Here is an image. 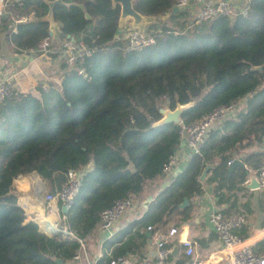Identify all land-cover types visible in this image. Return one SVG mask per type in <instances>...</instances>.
I'll return each mask as SVG.
<instances>
[{"label":"trees","instance_id":"trees-1","mask_svg":"<svg viewBox=\"0 0 264 264\" xmlns=\"http://www.w3.org/2000/svg\"><path fill=\"white\" fill-rule=\"evenodd\" d=\"M174 1H132L136 12L154 17L142 27L153 42L139 50H126L123 32L114 37L119 7L110 0H63L82 8L52 7L56 38L63 42L72 37L87 54L72 64L60 57L56 83L38 81L32 91L12 87L0 100V264L72 259L102 210L127 195L138 198L145 185L163 176V165L181 141V124L239 101L243 105L235 116L206 131L197 152L187 155L142 213L103 240L95 264L142 256L147 227L152 233L190 220V201L202 193L198 177L206 164L212 167L204 182L211 186L216 209L244 218L234 233L243 240L249 236L250 202L255 196L264 226V193L244 188L248 169L264 164V151L251 150L264 137V0H242L243 15L200 23H193L186 11L172 12ZM12 10L17 17L29 12L33 17L16 23L15 31L9 16L0 17V34L14 54L35 50L49 37L43 19L47 5L42 0H21ZM186 103L191 106L181 113L179 124L153 126L160 107L173 109ZM235 156L242 165L228 171L227 162ZM69 170H81V176L60 226L67 233L47 236L36 222L26 219L13 181L35 172L54 194ZM183 199L188 204L180 209ZM208 238L214 240L216 234ZM251 250L264 253V238ZM181 262L177 258L173 264Z\"/></svg>","mask_w":264,"mask_h":264},{"label":"built area","instance_id":"built-area-1","mask_svg":"<svg viewBox=\"0 0 264 264\" xmlns=\"http://www.w3.org/2000/svg\"><path fill=\"white\" fill-rule=\"evenodd\" d=\"M21 0H0V17L8 15L11 17V9L15 7ZM193 6L192 14L193 23H200L217 17L231 18L236 14H244L246 6L244 2L238 3L234 0H175L173 6L177 10L186 11L187 8ZM176 10V11H177ZM33 17V13H29ZM30 17L20 16L18 22H23ZM11 31H15L12 27ZM123 37L127 40L126 50H139L153 42L152 37L148 36L140 28H130L124 32ZM49 37L43 39L35 50L22 51L21 53L37 54L50 52ZM60 53L66 59L68 64H72L76 60H81L82 56L87 54L80 43L76 42L72 37H67L62 42ZM11 85L6 80H0V100L11 92ZM239 106L237 102L227 105H220L211 110L208 114L201 116L187 124H181L179 135L184 140L187 152L194 153L200 143L203 141L206 131L219 123L222 120L233 118L237 113ZM180 123V122H179ZM232 160L227 162V165ZM179 161L175 154L169 156L167 162L162 167L163 174H169L174 170H178ZM257 189L264 193V164L256 169ZM81 170H69L66 173L65 180L61 184L58 191L54 194L47 193L43 199L48 211H59L60 206L69 208L74 196L79 188V179ZM57 201V206H51ZM56 203V204H57ZM134 196L127 195L117 200L110 208L102 210L98 215L96 228L101 233L110 234L113 224L125 212L131 209L134 205ZM62 215V219L63 214ZM208 222L216 234V237L221 246L226 250L225 253L212 256L207 264H264V253H254L251 250L253 243L246 239H241L234 233V230L239 228L244 223V218L241 214L231 212L223 215L217 209L210 212ZM54 231L67 233L65 227H57L53 225ZM151 228L147 227L146 231L150 232ZM70 234V233H69ZM111 235V234H110ZM109 235V236H110ZM149 242L153 245L154 251L151 255L142 256H123L112 259L109 264H173L174 259L182 258L181 264H201L195 255L194 242L186 235L180 232L177 226H171L167 230L157 229L150 232ZM81 243V242H80ZM173 247H176V252L180 255L175 258L171 255ZM82 243L79 251H77L72 261L74 264H95V261H89L81 252ZM176 253V254H177ZM172 256V258H170Z\"/></svg>","mask_w":264,"mask_h":264},{"label":"crops","instance_id":"crops-1","mask_svg":"<svg viewBox=\"0 0 264 264\" xmlns=\"http://www.w3.org/2000/svg\"><path fill=\"white\" fill-rule=\"evenodd\" d=\"M234 1L238 3H242V0H234ZM193 11H194L193 6L187 8L186 10L188 14L189 13L193 14ZM29 13L27 14V17L32 18V16ZM10 14L12 16L11 17L13 23L12 26L14 27V25L18 23L17 21L18 17L13 14L12 9ZM129 23L130 21L127 20L122 24L121 32H123V34L128 29H130L128 28ZM56 24L58 26V23ZM57 34H58V30L56 33H51V35H48L50 37V44L52 45L50 47L51 51L48 53H55L57 54V56L47 57L45 54H38V55L32 54L30 61L28 60L27 62H25L26 64L24 63V61H21L18 65H15L10 60L13 55H17V54L12 53V51L10 50V45L4 39V36L0 34V80H5V79L11 80V76L13 74L17 73L18 71H23L27 69L29 66H31V64H33L37 60H40L41 58L42 59L44 58L43 60H45L50 66L55 68V73L57 75L59 71L58 64L60 61V57H63L62 53H60L62 41L56 38ZM14 88L18 89L17 87ZM18 90L25 91L21 89ZM237 105L239 106V108H241L243 104L241 101H239L237 102ZM251 150L264 151V137L262 138V141L259 144H255L251 148ZM174 154L177 156L179 161V167H178L179 170L184 165L186 157L189 154L185 147L183 138H181V141L177 149L175 150ZM234 158H238L240 160L239 156H235ZM255 171L256 170L248 169L249 173L255 175V180H256ZM174 174H175V170L169 174H163V176H159L151 183L145 185L140 196L138 198L134 197L135 203L133 207L129 209L127 212H125L121 217H119V219L113 224L110 234L123 227L130 220L138 217L145 209L144 205H147L148 197H151L152 199L156 195L158 190L161 189V186L164 183L167 184V182ZM246 183H248V179H246L244 185ZM13 187L15 194L17 196V203L23 210L26 219L36 222L41 232L45 233L46 235H49L50 233L54 232L53 229L54 224H56L57 227L61 226L62 215L60 210L48 211L45 206V201L43 197L45 194L49 193V186L47 185L46 182L41 180L35 172H31L27 175L19 176L18 178H16L13 181ZM244 188L248 191H252L253 193L261 192L258 189L251 190L246 188L245 186ZM255 199H252V201L250 202V206L253 209V214L249 220V230H248L249 236L246 238V240L251 243L257 241L258 239L264 238V226L262 225L257 226V221H256L258 215L261 217V219L263 215L257 209V204ZM238 200L243 201L244 198L239 196ZM190 202L193 206L192 216L190 220L182 221L174 225H169L165 227L164 230H167L171 226L179 227L180 232L186 235L187 237H189L194 242L195 255L197 256V259L201 262V264H207L211 260L212 256L214 257L218 255V253L223 254L226 252V250L221 246L217 237L214 240H210L208 238L210 233L215 235L208 222V216L211 211L216 209V206L214 203V199L211 195V186L209 184H206L204 182V179L202 180V193L194 196ZM56 203L57 201L55 202V204H51V206L55 205L58 208L59 207L58 203L57 204ZM110 234L101 233L95 227L93 231L85 238L84 242L82 243V249H81L82 254L85 255V257L89 261H93V260L95 261L96 258L100 256L101 244L103 240L110 237L109 236ZM198 240H202L203 243L200 244ZM153 251H154V247L148 241L143 251V255H151ZM175 256L179 257L180 255L177 253ZM175 256L173 257L175 258ZM62 264H74V263L72 259H70L69 261Z\"/></svg>","mask_w":264,"mask_h":264},{"label":"water","instance_id":"water-1","mask_svg":"<svg viewBox=\"0 0 264 264\" xmlns=\"http://www.w3.org/2000/svg\"><path fill=\"white\" fill-rule=\"evenodd\" d=\"M48 7L47 13L44 16V20L48 23V35H51V33H56L58 30V26L57 24L54 22L53 17H52V7L54 5H64V6H69V5H76L79 8H82V6L80 4H75V3H65L63 2V0H42ZM112 5H118L119 7V17H118V22H117V27L114 33V37L120 35L121 31H122V24L129 20V27L128 28H139L142 27L143 25L150 23L154 20V17L152 16H144L139 14L138 12H136L133 7H132V1L133 0H110ZM177 9L175 7L171 8L172 12H175ZM2 17V16H1ZM84 17L86 19H89V15L87 13H84ZM68 37V36H67ZM11 62H13L15 65H18L21 61L27 62L28 60H31V55L27 52L25 53H20L17 55H13L11 57ZM26 64V63H25ZM255 68H259V67H255ZM191 106V103H186L183 105L180 104H176L175 107L173 109H168L166 107H160L158 109V113L160 114V118L153 123V126H160L163 124H172V125H176L179 124L180 122V115L181 113L188 109ZM236 165H242L241 160H239L238 158H234L231 163L228 165L227 170L230 171L234 166ZM212 167L211 164H206L202 171L199 174L198 180L202 181L205 177V172L210 169ZM178 170L175 171V173ZM247 179H248V183H246L244 186L248 189H257L258 185L257 182L255 180V175L252 173L247 172ZM166 184L164 183L161 188H163ZM151 200V197H148L147 202H149ZM188 204L186 199H183V201L181 203L178 204V208H183L184 206H186ZM144 207H146V205H144ZM68 208H66L65 206H60V212L62 214H66ZM41 231V230H40ZM53 233V232H52ZM52 233H50L47 236H51ZM145 236L147 237L148 241H149V237H150V232L149 231H145ZM176 247H173L172 251H171V255L175 256L176 255ZM54 262L56 264H62L61 259H54Z\"/></svg>","mask_w":264,"mask_h":264},{"label":"rangeland","instance_id":"rangeland-1","mask_svg":"<svg viewBox=\"0 0 264 264\" xmlns=\"http://www.w3.org/2000/svg\"><path fill=\"white\" fill-rule=\"evenodd\" d=\"M188 18L190 19L192 18L191 13L188 14ZM159 21H162V19H159ZM145 25H143L142 27H144ZM142 27H139V28L143 30ZM42 54H45V53H42ZM45 55L47 56V54ZM43 59L41 58L40 60H37L33 64H31V66H29L27 69L23 71H18L17 73L13 74L11 76V80H8V79L7 80L5 79V80L9 83V85H11V87H17L18 89L25 90V91H28V90L32 91L33 87L38 81H52L56 83L57 75L55 73V68L50 66ZM260 219L261 217L258 215V218L256 219L257 226L261 225Z\"/></svg>","mask_w":264,"mask_h":264}]
</instances>
